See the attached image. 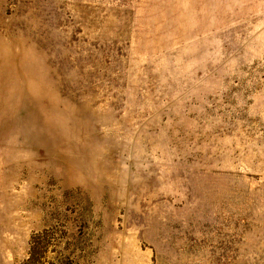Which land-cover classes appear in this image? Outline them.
Here are the masks:
<instances>
[{
    "label": "rangeland",
    "instance_id": "1",
    "mask_svg": "<svg viewBox=\"0 0 264 264\" xmlns=\"http://www.w3.org/2000/svg\"><path fill=\"white\" fill-rule=\"evenodd\" d=\"M0 264H264V0H0Z\"/></svg>",
    "mask_w": 264,
    "mask_h": 264
},
{
    "label": "bare ground",
    "instance_id": "2",
    "mask_svg": "<svg viewBox=\"0 0 264 264\" xmlns=\"http://www.w3.org/2000/svg\"><path fill=\"white\" fill-rule=\"evenodd\" d=\"M16 85V97L21 98V102H25L24 110L30 121L32 120L34 123L33 126L36 131L39 130L40 134L44 131L47 134H53L57 138L58 127L54 118L59 116L58 104L56 102L54 104L48 103L45 90L41 87H36V83L24 84L21 83V80L17 79ZM51 115L54 117L51 118Z\"/></svg>",
    "mask_w": 264,
    "mask_h": 264
}]
</instances>
